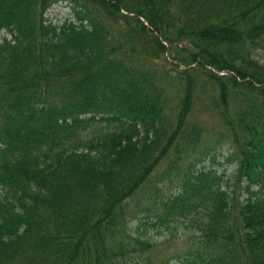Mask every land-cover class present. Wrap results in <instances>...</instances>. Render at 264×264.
<instances>
[{
	"label": "trees",
	"instance_id": "1",
	"mask_svg": "<svg viewBox=\"0 0 264 264\" xmlns=\"http://www.w3.org/2000/svg\"><path fill=\"white\" fill-rule=\"evenodd\" d=\"M2 30L0 264H264V0H0ZM147 187L160 243L129 227Z\"/></svg>",
	"mask_w": 264,
	"mask_h": 264
},
{
	"label": "rangeland",
	"instance_id": "2",
	"mask_svg": "<svg viewBox=\"0 0 264 264\" xmlns=\"http://www.w3.org/2000/svg\"><path fill=\"white\" fill-rule=\"evenodd\" d=\"M45 18L48 23L60 25L62 24L66 19H71V9L68 7L66 2H58L57 4H54L51 6V8L45 13ZM4 37H7L10 39L9 34H7L4 30L0 31V42ZM256 57L260 60V62L264 63V52L256 54ZM207 125L209 128V131H205L203 133V138L200 143L201 146H199V151H201V148L205 147L207 144H210V142L215 141V135L218 134L221 130V123L216 122L213 119L207 120ZM222 153L217 156L216 162L214 165H211V161L209 158H207L203 163L196 166V169H200L202 166H204L205 170H208L210 168L216 169L219 173L222 168L226 166V173L230 174L233 171V166L229 165H220L218 164L219 161H223V157H225L229 150H227L226 144L223 145ZM219 154V152H218ZM188 163V159L184 158L178 163L179 168L177 171H174L173 169H169L170 171H167L168 167V160L165 159L164 162L160 165L158 170L154 172L153 177L156 174L162 173V175L165 176V180L163 183H160L158 188L161 190V193H168L170 191H175L177 188H179L178 181L175 180L170 185V189H167V183L170 180V177L172 175L174 176V173H178V178L181 179L183 172L186 170V166ZM161 176V175H160ZM157 178V177H155ZM154 179V178H153ZM148 188V187H147ZM146 188V191H144V194H139L134 199L129 200L128 208L129 210H138L134 212L130 216V222L129 227L132 229L135 233H140L141 235H145L148 237H151L153 240L158 241L159 243L164 241L166 238L162 234L160 235V232H164L165 228L162 225H151V222H147L146 219H142L143 215H146L142 210L146 209L148 207L155 208L156 205L152 203V198L149 197V195H152L153 188ZM152 189V190H150ZM245 196V194L242 195V198ZM189 221H186V224L181 225L179 224V230L178 233L182 235L181 237L175 238L170 246H163L159 245L154 249L153 252L148 253L147 257H151L152 261L159 263L161 260H164L165 258L172 257L178 252H182L188 245L187 240L189 239L191 228L189 225Z\"/></svg>",
	"mask_w": 264,
	"mask_h": 264
}]
</instances>
